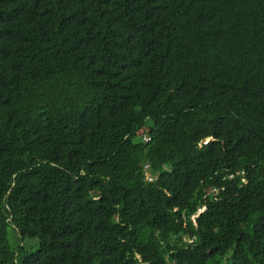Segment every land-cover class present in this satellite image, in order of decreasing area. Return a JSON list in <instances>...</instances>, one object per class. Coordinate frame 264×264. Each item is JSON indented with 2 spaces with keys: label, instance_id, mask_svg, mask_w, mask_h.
<instances>
[{
  "label": "trees",
  "instance_id": "16d2710c",
  "mask_svg": "<svg viewBox=\"0 0 264 264\" xmlns=\"http://www.w3.org/2000/svg\"><path fill=\"white\" fill-rule=\"evenodd\" d=\"M0 264H264V0H0Z\"/></svg>",
  "mask_w": 264,
  "mask_h": 264
},
{
  "label": "built area",
  "instance_id": "2783aa9c",
  "mask_svg": "<svg viewBox=\"0 0 264 264\" xmlns=\"http://www.w3.org/2000/svg\"><path fill=\"white\" fill-rule=\"evenodd\" d=\"M142 139L146 140L147 139V135H145L144 133L141 135ZM145 168V165H144ZM144 178L145 179H151V175L147 172L146 168L144 170Z\"/></svg>",
  "mask_w": 264,
  "mask_h": 264
},
{
  "label": "rangeland",
  "instance_id": "374dc122",
  "mask_svg": "<svg viewBox=\"0 0 264 264\" xmlns=\"http://www.w3.org/2000/svg\"><path fill=\"white\" fill-rule=\"evenodd\" d=\"M12 238H13V237H10V240H11V241H12Z\"/></svg>",
  "mask_w": 264,
  "mask_h": 264
}]
</instances>
